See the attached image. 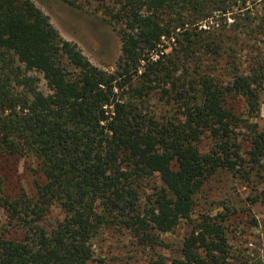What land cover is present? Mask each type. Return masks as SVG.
<instances>
[{
	"label": "trees",
	"instance_id": "1",
	"mask_svg": "<svg viewBox=\"0 0 264 264\" xmlns=\"http://www.w3.org/2000/svg\"><path fill=\"white\" fill-rule=\"evenodd\" d=\"M113 2L121 54L110 72L31 0H0V208L20 231L0 229V264H90L92 241L108 227L159 246L161 234L191 221L213 176L264 173V130L251 126L244 158L236 130L246 121L228 107L241 98L251 117L260 110L264 59L254 49L246 68L238 60L264 39V0ZM222 49L227 80L217 72ZM9 157L37 162L42 181L31 193L4 194ZM154 175L161 185L143 197ZM252 199L264 203V190ZM54 205L63 219L46 226ZM224 221L201 216L171 264H248L230 256Z\"/></svg>",
	"mask_w": 264,
	"mask_h": 264
},
{
	"label": "rangeland",
	"instance_id": "2",
	"mask_svg": "<svg viewBox=\"0 0 264 264\" xmlns=\"http://www.w3.org/2000/svg\"><path fill=\"white\" fill-rule=\"evenodd\" d=\"M46 16L61 37L78 46L83 55L96 67L112 72L121 54V38L118 34L120 24L111 18L116 11L113 0H31ZM118 8V7H117ZM257 10L261 7L257 6ZM169 45V44H168ZM253 49H244L238 62L243 68L257 56L259 50L264 59V39L250 42ZM170 48L165 52H169ZM257 56V57H259ZM257 60V59H256ZM226 51L221 50L217 57L218 74L222 80L231 76L225 65ZM40 87L45 89L44 83ZM260 110L251 117L241 98L228 101V107L246 121L236 130L237 142L241 153L248 158L251 150V126L264 130V82L259 95ZM150 106L156 107L155 101ZM208 134H204L199 147L203 152L212 146ZM1 175L4 182V194L14 198L22 193H31L35 184L42 181L37 162L30 157H9L2 162ZM149 182V183H148ZM142 189V195L150 194L151 186H160L157 175L152 176ZM146 190V191H145ZM264 190V173L254 169L251 179L246 181L230 173L220 172L213 176L203 187L196 199V207L191 221L183 220L170 233L161 234V245L150 248L141 246L123 228H104L92 241L95 261L90 264H171L180 258L184 239L190 235L193 225L201 216L216 217L224 215L225 232L228 238L230 256L248 264H264V203L252 204V198ZM144 201V199H143ZM220 218V217H219ZM63 219L60 207L54 205L47 213L44 224L51 226ZM0 229L9 230L11 236L20 231L8 225L4 210L0 208Z\"/></svg>",
	"mask_w": 264,
	"mask_h": 264
}]
</instances>
